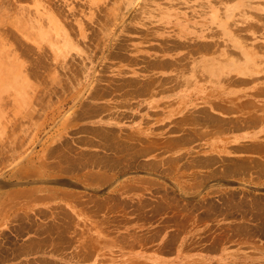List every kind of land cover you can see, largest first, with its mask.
Wrapping results in <instances>:
<instances>
[{
	"label": "rangeland",
	"instance_id": "1",
	"mask_svg": "<svg viewBox=\"0 0 264 264\" xmlns=\"http://www.w3.org/2000/svg\"><path fill=\"white\" fill-rule=\"evenodd\" d=\"M259 3L264 6V0ZM171 19L173 0H0L2 264L264 261V143L249 155L227 157L214 166L207 163L211 169L201 176L193 170L188 178L192 185L185 188L179 184L185 180L184 169L173 172L170 181L153 164H147L152 172L146 176L114 179L138 167L136 144L102 129L95 130L97 140L80 137L77 141L85 146L80 149L63 134L64 126L59 128L91 81L110 73L112 60L137 52L134 45L151 27ZM237 25L247 29L242 33L248 39V24ZM7 30L11 32L6 35ZM12 32L11 38L17 39H9ZM59 170L78 172V179L83 173L80 179L89 185L77 180L74 191L66 189V197L58 196L53 177ZM38 171L51 176L43 182L48 186L42 202L48 210L34 206L18 212L11 188L17 181L26 187ZM17 173L24 178L17 180ZM96 173L109 179L99 184ZM128 181L134 186L121 187ZM30 196L24 195V201ZM37 239L44 246L32 247Z\"/></svg>",
	"mask_w": 264,
	"mask_h": 264
},
{
	"label": "crops",
	"instance_id": "2",
	"mask_svg": "<svg viewBox=\"0 0 264 264\" xmlns=\"http://www.w3.org/2000/svg\"><path fill=\"white\" fill-rule=\"evenodd\" d=\"M260 1L173 0V19L151 27L134 45L137 52L112 60L110 73L91 81L59 128L64 126L63 134L80 149L85 148L77 141L80 137L97 140L95 130L102 129L136 144L138 167L125 169L114 179L146 176L152 172L147 164H153L154 171L170 181L173 172L184 169L186 177L179 184L185 188L192 185L188 178L194 176H190L193 170L201 176L227 157L256 152L264 143V6ZM237 24H248V39L242 33L247 29ZM32 174V183L23 187L17 181L11 188L18 212L34 206L41 211L48 208L42 202L48 186L43 182L51 176L43 171ZM78 174L55 173V194L66 197V189L74 191L72 185L85 178L80 173L78 179ZM16 175L17 180L24 178ZM129 181L121 187L134 186ZM24 195L31 198L25 202Z\"/></svg>",
	"mask_w": 264,
	"mask_h": 264
},
{
	"label": "bare ground",
	"instance_id": "3",
	"mask_svg": "<svg viewBox=\"0 0 264 264\" xmlns=\"http://www.w3.org/2000/svg\"><path fill=\"white\" fill-rule=\"evenodd\" d=\"M3 1H4V0H3ZM7 5H8V4H7ZM13 8H14V7H13ZM10 11H11V10H10ZM10 15H11V14H10ZM5 22H8V21H5ZM5 22H4V23H5ZM1 23H2V22H1ZM8 24H9V23H8ZM2 25H3V24H2ZM4 25H5V24H4ZM12 26H13V25H12ZM8 27H10V26H8ZM13 27H14V26H13ZM13 27H12V28H13ZM12 28H11V29H12ZM2 29H3V28H2ZM19 29H20V28H19ZM54 29L58 31V30L60 29V28H59V24L55 23V24H54ZM20 30H21V29H20ZM1 31H3V30H1ZM11 31L15 32L14 29H12ZM11 31H9V32H11ZM9 32H8V30H7L6 35H7V33L10 34ZM13 32H12V34L10 35L9 39H10L11 36L14 34ZM4 33H5V32H4ZM4 33H3V35L5 36ZM15 33H16V32H15ZM17 35H18V34H17ZM1 36H2V34H1ZM4 36H3V37H4ZM14 36H15V35H14ZM14 36H13V37H14ZM13 37H12L11 39H13ZM14 38H15V37H14ZM6 39H7V38H6ZM9 39H8V40H9ZM15 39H17V38H15ZM15 39H14V40H15ZM19 39H21V38H19ZM19 39H18V41H19ZM1 40H2V39H1ZM20 41H21V40H20ZM23 47H24V46H23ZM28 48H29V47H28ZM28 48H27V49H28ZM23 50H24V49H23ZM25 50H26V49H25ZM39 58H40V57H39ZM37 63H38V62H37ZM174 65H175V64H174ZM199 122H201V121H199ZM223 130H224V129H223ZM98 131H100V130H98ZM98 131H97V132H98ZM94 132H95V131H94ZM197 132H198V131H197ZM217 132H218V131H217ZM95 133H96V132H95ZM99 133H101V131H100ZM102 133H104V132H102ZM199 133H200V132H199ZM96 134H97V133H96ZM104 134H105V133H104ZM114 134H115V136H116V133H114ZM204 134H205V133H204ZM106 135L109 136L108 133H106ZM110 135H111V134H110ZM202 135H203V134H202ZM103 136H104V135H103ZM187 136H188V135H187ZM189 136L191 137L190 134H189ZM96 137H97V136H96ZM99 137H101V136H99ZM201 137H202V136H201ZM97 138H98V137H97ZM85 139H86V138H85ZM89 139H90V138H89ZM113 139H115V138L113 137ZM81 140H82V139H81ZM86 140H88V137H87ZM102 140H104V139H102ZM107 140H108V138H107ZM188 140H189V139H188ZM90 141H91V140H90ZM83 142H84V141H83ZM85 142H86V141H85ZM88 142H89V140H88ZM113 142H114V141H113ZM121 142H123V141H121ZM121 142H120V143H121ZM90 143H92V142H90ZM109 143H112V142L109 141ZM114 143H115V142H114ZM116 143H117V142H116ZM118 143H119V142H118ZM88 144H89V143H88ZM94 144H95V143H94ZM97 144L99 145V142H98ZM100 144H101V143H100ZM106 144H108V143H106ZM92 145H93V144H92ZM103 145H104V144H103ZM115 145H116V144H115ZM125 145H126V144H125ZM134 145H135V144H134ZM178 145H179V144H178ZM65 146H66V145H65ZM96 146H97V145H96ZM111 146H112V145H111ZM116 146H117V145H116ZM121 146H122V145H121ZM123 146H124V144H123ZM130 146H131V145H130ZM251 146H252V145H251ZM108 147H110V146H108ZM112 147H113V146H112ZM117 147H118V146H117ZM102 148H103V147H102ZM106 148H107V147H106ZM122 148H123V147H122ZM126 148H127V147H126ZM126 148H125V149H126ZM128 148H130L129 145H128ZM134 148H135V147H134ZM147 148H148V147H147ZM53 149H54V148H53ZM60 149H61V148H60ZM103 149H104V148H103ZM117 149L120 150L119 148H117ZM56 150H57V149H56ZM106 150H107V149H106ZM109 150H110V149H109ZM112 150H113V149H112ZM118 150H117V151H118ZM121 150H122V149H121ZM127 150H128V149H127ZM130 150H131V149H130ZM148 150H149V149H148ZM58 151H59V150H58ZM117 151H116V153H117ZM128 151H129V150H128ZM56 152H57V151H56ZM56 152H55V153H56ZM131 152H132V151H131ZM138 152H139V151H138ZM49 153H51V152H49ZM53 153H54V152H53ZM57 153H58V152H57ZM118 153H119V151H118ZM121 153H122V151H121ZM124 153H125V152H124ZM145 153H147V152H145ZM51 154H52V153H51ZM127 154H128V153H126V157L129 156V155L127 156ZM67 155H68V154H67ZM119 155H120V154H119ZM124 155H125V154H124ZM134 155H135V153H134ZM136 155H137V154H136ZM141 155H142V154H141ZM144 155H145V154H144ZM61 156H63V155L61 154ZM96 156H97V155H96ZM96 156H95V159H96ZM98 156H99V155H98ZM104 156H105V155H104ZM110 156H111V155H110ZM131 156H132V155H131ZM131 156H130V157H131ZM142 156H143V155H142ZM57 157H59V155H58ZM65 157H66V156H65ZM65 157H64V158H65ZM67 157H68V156H67ZM101 157H102V156H101ZM120 157H121V156H120ZM137 157H138V156H137ZM60 158H62V157H60ZM105 158H106V157H105ZM113 158H114V155H113ZM132 158H133V157H132ZM134 158H135V156H134ZM134 158H133V159H134ZM56 159H57V158H56ZM67 159H68V158H67ZM97 159H99V158H97ZM100 159H101V158H100ZM100 159H99V160H100ZM125 159H127V158H125ZM69 160H71V159H69ZM69 160H68L69 163H75L74 161H72V160L69 161ZM73 160H74V158H73ZM102 160H103V159H102ZM102 160H101V161H102ZM59 161H60V159H59ZM63 161H64V159L61 160L60 162H63ZM101 161H99V162L102 163ZM105 161H106V160H105ZM121 161H122V159H121ZM124 161H125V160H124ZM129 161H130V160H128V162H129ZM66 162H67V161H66ZM97 162H98V161H97ZM125 162H126V161H125ZM52 163H53V162H52ZM103 163H104V162H103ZM108 163H110V162L108 161ZM132 163H133V162H132ZM104 164H105V163H104ZM106 164H107V163H106ZM127 164H128V163H127ZM118 165H119V164H118ZM118 165H117V166H118ZM120 165H123V163H121ZM142 165H143V164H142ZM148 165H150V164H148ZM151 165H152V164H151ZM257 165H258V164H257ZM100 166H102V165H100ZM100 166H99V167H100ZM103 166H104V165H103ZM105 166H106V165H105ZM117 166H116V167H117ZM123 166H124V165H123ZM123 166H122V167H123ZM145 166H146V165H145ZM260 166H261V165H260ZM108 167H110V166H108ZM111 167H112V166H111ZM140 167H141V166H140ZM249 167H250V166H249ZM141 168H142V167H141ZM146 168H147V167H146ZM239 168H240V167H239ZM110 170H111V169H110ZM118 170H119V169H118ZM232 170H233V169H232ZM112 171H113V170H112ZM228 173H229V172H228ZM93 177H94V176H93ZM95 177H96V179H97V181H98L97 183H99V184H101V183L103 184V183L106 181V179H107V176H106V175H101V174H97V173L95 174ZM105 178H106V179H105ZM93 179H94V178H93ZM108 179H109V178H108ZM108 179H107V180H108ZM109 181H110V180H109ZM106 183H107V182H106ZM11 196H13V195H11ZM28 196H29V195H28ZM30 197H31V196H30ZM27 198H28V197H27ZM2 199H3V198H2ZM228 202H229V201H228ZM257 203H258V202H257ZM233 205H234V204H233ZM22 206H23V205H22ZM231 206H232V205H230V208H231ZM234 206H235V205H234ZM237 206H238V205H237ZM252 206H253V205H252ZM261 206H262V205H261ZM228 207H229V206H228ZM239 208H240V207H239ZM238 210H239V209H238ZM51 224H52V223H51ZM56 226H57V225H56ZM37 241H38V245H32V247H35V248L38 247V248H39V247L44 246V244H42V240H38V239H37ZM37 241H36V243H37ZM33 242H34V241H33ZM214 242H215V241H214ZM33 244H34V243H33ZM217 244H218V243H217ZM217 244H216V245H217ZM26 248H27V247H26ZM26 248H24V249H26ZM20 249H22V248L20 247ZM18 250H19V249H18ZM29 250H30V249H29ZM33 250H35V249L33 248ZM30 251H31V250H30ZM25 252H26V250H25ZM14 253H15V252H14ZM20 253H21V252H20ZM20 253H17V254H20ZM17 254H15V255H17ZM22 254H23V253H22ZM235 264H236V263H235ZM238 264H241V263H238ZM248 264H264V261L261 262V263H255V262H252V261H251V262L248 263Z\"/></svg>",
	"mask_w": 264,
	"mask_h": 264
}]
</instances>
